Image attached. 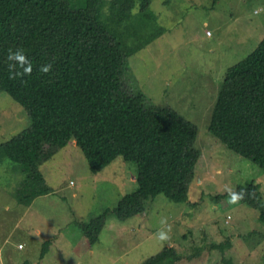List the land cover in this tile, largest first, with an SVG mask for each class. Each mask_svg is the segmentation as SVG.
Returning a JSON list of instances; mask_svg holds the SVG:
<instances>
[{"label": "rangeland", "instance_id": "obj_1", "mask_svg": "<svg viewBox=\"0 0 264 264\" xmlns=\"http://www.w3.org/2000/svg\"><path fill=\"white\" fill-rule=\"evenodd\" d=\"M67 1L74 10L85 6V0ZM110 1L105 0L104 18L118 22L110 25L127 47L141 45L127 59L128 91H140L148 107L170 108L197 128L195 147L201 157L190 186V205L160 196L147 202L143 214L128 220L109 214L99 242L90 247L80 223L112 210L134 192L136 167L119 157L93 175L80 148L69 142L39 168L52 194L24 208L15 193L25 175L0 152V264H146L167 247L181 259L163 264H264V224L257 210L228 203V189L237 191L246 184L257 186L264 201V171L209 131L228 70L264 38V0H151L148 11L136 5L122 22L110 18ZM30 125L24 108L0 93V145ZM163 218L171 225V239L162 243L155 233L163 227ZM8 236L9 243L28 246L7 258L3 243ZM61 236L62 248L54 245L40 259L43 243L55 238L58 242ZM226 241L231 248H215Z\"/></svg>", "mask_w": 264, "mask_h": 264}, {"label": "trees", "instance_id": "obj_2", "mask_svg": "<svg viewBox=\"0 0 264 264\" xmlns=\"http://www.w3.org/2000/svg\"><path fill=\"white\" fill-rule=\"evenodd\" d=\"M150 2L111 0L110 18L122 22L136 5L141 12L148 11ZM104 5L105 0H85L84 8L74 10L67 0H0V93L22 106L31 120L27 130L0 145L2 156L25 175L15 193L18 204L29 208L37 198L52 194L39 168L72 141L93 175L119 157L136 167V190L112 210L80 223L90 247L99 242L109 214L128 220L143 214L147 202L160 196L190 205V186L201 157L195 147V125L170 108L148 107L140 91L126 88L127 59L141 45L130 49L124 44L110 25L118 22L104 18ZM10 49H23L32 65L29 75L9 78ZM49 63L51 70L41 72ZM209 131L264 171V38L228 70ZM240 191L245 192L240 202L257 210L264 224L258 187L246 184L236 192ZM49 244L43 243L40 259ZM215 248L226 251L231 243ZM180 259L173 247H167L146 264Z\"/></svg>", "mask_w": 264, "mask_h": 264}, {"label": "clouds", "instance_id": "obj_3", "mask_svg": "<svg viewBox=\"0 0 264 264\" xmlns=\"http://www.w3.org/2000/svg\"><path fill=\"white\" fill-rule=\"evenodd\" d=\"M7 60L9 63V78L14 79L16 76L29 75L31 73V62L27 59L23 49L9 50L7 55ZM52 68V65L46 64L41 68V72L47 74ZM229 192V204L239 203L244 199L245 192L240 191L236 192L232 189H228ZM161 227L156 233L155 236L160 242H168L171 239V225L168 224L167 218H163L160 221Z\"/></svg>", "mask_w": 264, "mask_h": 264}, {"label": "crops", "instance_id": "obj_4", "mask_svg": "<svg viewBox=\"0 0 264 264\" xmlns=\"http://www.w3.org/2000/svg\"><path fill=\"white\" fill-rule=\"evenodd\" d=\"M76 144V143H75ZM42 175V174H41ZM60 235V234H59ZM56 235L54 234L53 236H52V238L51 239H53L54 237H55ZM9 239H10V236H8V239L3 243V247H4V250H5V255H6V257L7 258H9L10 257V254H11V252L12 251H14V250H19V251H24L25 250V248L28 246L25 242H19V243H14V242H10L9 243ZM48 241V240H47ZM63 241H64V239H63V237L61 236V239L57 242L56 241V238H55V240L54 241H51L50 242V244H49V247H48V252H47V254L46 255H49V251H51L53 248H54V245L55 246H61L62 244H63ZM46 242V241H45ZM42 248V247H41ZM61 248H62V246H61ZM60 248V249H61ZM45 255V256H46ZM45 256H44V258H45ZM24 264H27V263H24Z\"/></svg>", "mask_w": 264, "mask_h": 264}, {"label": "built area", "instance_id": "obj_5", "mask_svg": "<svg viewBox=\"0 0 264 264\" xmlns=\"http://www.w3.org/2000/svg\"><path fill=\"white\" fill-rule=\"evenodd\" d=\"M208 34H209V35H211V33H210V32H209ZM72 185H73V184H72Z\"/></svg>", "mask_w": 264, "mask_h": 264}]
</instances>
